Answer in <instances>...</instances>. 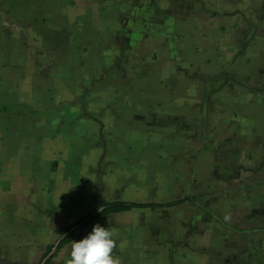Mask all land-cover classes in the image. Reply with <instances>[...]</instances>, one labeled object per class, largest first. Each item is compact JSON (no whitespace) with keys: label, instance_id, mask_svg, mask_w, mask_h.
<instances>
[{"label":"rangeland","instance_id":"rangeland-1","mask_svg":"<svg viewBox=\"0 0 264 264\" xmlns=\"http://www.w3.org/2000/svg\"><path fill=\"white\" fill-rule=\"evenodd\" d=\"M141 1L70 0L74 21L62 30H51L48 19L32 28L0 19L7 22L0 30V77L15 75L14 108H20L0 103V264H41L60 228L97 210L104 198L167 201L184 195L204 142L191 192L207 193L199 201L215 216L226 200L251 202L242 161H252L253 154L237 149L230 130H238V139L244 127L253 126L255 136L261 130L264 30L252 36L243 30L244 44L232 48L222 44L235 37L232 21H209L202 34L225 52L200 46L198 54L205 55L197 61L183 46L172 59L151 46L154 29L142 41ZM191 1L198 4L178 0L174 6L186 9ZM200 1L195 12L202 18ZM204 6L214 16L226 5ZM246 7L231 8L243 26L252 23ZM214 52L227 57L220 67ZM159 60L164 63L157 66ZM26 157L29 168L13 166ZM238 215L233 206L230 216ZM215 216L191 203L135 210L96 221L75 240L99 223L115 233L113 255L120 264H146L147 258L152 264H203L223 258L217 252L224 242L227 258L238 261L230 251H249L251 235ZM259 249L253 261L263 264L264 245ZM69 253L70 244L51 264H67Z\"/></svg>","mask_w":264,"mask_h":264},{"label":"crops","instance_id":"crops-1","mask_svg":"<svg viewBox=\"0 0 264 264\" xmlns=\"http://www.w3.org/2000/svg\"><path fill=\"white\" fill-rule=\"evenodd\" d=\"M69 1L70 0H0V19L8 21L9 23L14 21L12 22V24L20 23L22 25H26L29 28H32L33 26H35V23L37 26L39 25V23L44 25L43 20L48 19V21H51L50 22V25L52 26L50 28L51 30H56V29L62 30V29L68 28V26H70L72 22L74 21L72 20V16H74L73 12H76V8L72 7ZM169 1L172 4L170 8L164 7L163 0H154L153 2L152 0L141 1L140 2V13H141L140 15L142 16L141 17L142 19L140 21H142L143 30H144L143 31L144 35L141 36L142 41L144 40L143 42H147L146 32H148L151 29H154V33H152L148 37V39L151 40L150 42L153 43L151 44V46L156 47L160 54H164L165 52L171 53L172 55L170 57L172 59L176 55L175 52L178 51L177 48L179 47L185 46L186 51H188V54H190L197 61H201L205 55V54H202L203 56L202 57L198 54V51H199L198 48H200V46L206 47V48H212V49L213 48L217 49V47H220L216 42L211 41L210 39H208L202 34L205 31V26L206 25L210 26L209 21H212L213 23L218 22L220 19H222L220 21L226 20V22L228 23L232 21L234 25H233V28L231 29L235 30L234 31L235 37L230 43H228V41L222 43L232 48L235 46H242L244 44V42L242 41L243 40V35H242L243 30H250L251 36L253 35L254 31L257 28L258 30H264V19H262L261 17V16H264L262 12V6H263L262 0H202V5L204 8L199 9L203 14L202 18H200L199 12L198 13L195 12L196 11L195 6L201 2L200 0H194L198 2V4H195L193 1L188 2L189 6H187L186 9H182V8L180 9L177 6H174L175 4H177L176 2H178V0H169ZM112 2L114 4V0H112ZM223 2H224V5H223ZM204 4L205 5H209V4L215 5L216 9H219L221 6H225V5L226 6L224 7V10L220 9L217 15L215 14L214 16H211V15H207L208 12H205L206 10H205ZM246 5H248L252 10V13H250L252 17V20H251L252 23L249 26H243L244 19L242 18V15L240 13L237 14L235 12L236 8L237 9L240 8L242 9V11L247 12L248 10H246L247 9ZM231 8L232 9L234 8L235 10L233 11L231 10ZM233 12H235V14ZM108 16L111 18H109L110 21L108 20L107 24L108 25L110 24V26H112L113 23L111 22V20L113 18V15L112 13H109ZM224 16H226L228 19ZM230 18L231 20H229ZM5 21L4 23H0V30H2V32H4L3 29L5 28L4 26L5 23L7 24V22ZM96 22L98 23V20ZM229 29H230V26L228 24L227 30ZM179 36L181 38L180 39L181 41L176 39ZM1 45L2 44H0V46ZM221 50H224V49L220 47V51ZM214 54L217 55V57L219 58V60H217V64H219L218 67H220V63H225L227 61L226 56L220 57V54H218L217 52H214ZM160 63L162 64L164 63V61L159 60L157 62V66ZM209 69L210 68L208 67L206 71L210 72L211 70ZM5 73L6 74L4 75L7 76L8 80L11 83L6 81L7 78L4 77L3 75L2 77H0V103L7 104L9 108L12 109L13 111L15 109L13 96H16L17 92L16 90H14L16 89V87H13L12 81H16V78H15V75L11 72L6 71ZM8 74H10L11 76H9ZM156 75L155 77H157ZM165 94L167 95L168 93H165ZM170 94L171 93H169L168 95ZM17 108L18 107H16L15 109L16 111H17ZM256 122L258 125L260 124L259 126H261V130H259L258 128L257 130L258 134L256 133L257 134L256 136L253 133V130H254L252 128L253 126H250V130H247V127H244V132H242L244 133V137H241L240 139H238L239 132H237L238 131L237 129L234 128L233 131L230 130L231 132L230 137L232 138V136H234L235 146L237 147V149L240 148V150H242L241 153H243L244 155L245 153H249V152H252L253 154L252 161L251 160L250 161L243 160L244 162L242 161L243 163L242 165L245 166L244 167L245 169H243L244 180L248 178L251 179V180H248L247 182L248 185H246V188H245V190L251 191V193L246 194V196H251L252 198L250 203H246V201H241V203L232 204L231 201L226 200L222 202V204L219 206V216H220L219 217V216H215V214L210 209H208L202 202L199 201L204 196H207L208 195L207 193L206 194H195L191 192L196 182L194 175H195V162H196L197 156L198 154H201L207 150L206 143L204 142L202 148L193 157L192 176H191V180L189 183L188 191L184 195L171 199V200H167V201L127 200V201H136V202L166 203V202L180 199L183 196H185L187 193H190L192 195H199V198L196 202L186 201L182 204H179L173 207L157 208L155 210H151L150 208H134L130 211L115 213L111 215L129 213L135 210L149 209L151 211H156L158 209L175 208V207H178L186 203H191L192 205L199 206V208L202 209L204 212L212 216H215L218 222L224 225L233 227L234 230L238 231V233H249L253 241V242L251 241L253 243L252 247L248 248L249 251L245 250L244 248L245 246H243L242 248L236 246V248H234L235 249L234 252L230 251L231 255H237L238 258H239V255H241L240 259L238 258L235 259L238 261L233 260V262H231L229 258H227V256L230 254H228L229 251L227 248V242H224V245L222 246V248H219L217 252L218 256L222 255L223 258H220V257L213 258L211 259V262H204L203 264H260V263H256V261H253V260L257 259L256 257H258L257 254L261 250L259 249V247H263L264 245V241H261V239H264V234L263 232H261L264 229V115L258 116V119ZM11 123L14 124V122H11ZM234 126L236 127L237 125H234ZM225 139L228 140L229 137L227 136V138ZM229 150H232V149L226 148L225 151L227 152ZM29 159L31 158L26 157V158H23L22 160L20 159L21 161L17 159L14 161L13 166H16L17 168H29L30 166L29 164L31 163V162L29 163V161H31ZM253 167L256 169V171H253L252 169ZM193 178H194V183L192 184ZM107 200H110V199H107ZM114 200H125V199H114ZM233 206H234V210L236 214L237 213L240 214L237 217H235V219L234 217L232 218L230 216V212L232 211ZM100 220H105V219H100ZM96 221H99V220H96ZM259 232H261L262 234ZM77 234H76V237H77ZM246 252L250 254L249 261L246 260L247 258L244 255ZM242 254L244 255V257L242 256ZM147 261H150V262L148 263L146 262V264H152V260L150 258H147ZM216 261H219V262L215 263ZM262 263L264 264V262ZM153 264H157V263L153 262Z\"/></svg>","mask_w":264,"mask_h":264},{"label":"trees","instance_id":"trees-1","mask_svg":"<svg viewBox=\"0 0 264 264\" xmlns=\"http://www.w3.org/2000/svg\"><path fill=\"white\" fill-rule=\"evenodd\" d=\"M194 183V178L192 184ZM191 187V186H190ZM199 198V195H192L187 193L180 199L166 202V203H157V202H136V201H127V200H107L102 199L100 206L97 210L90 211L74 223L64 226L59 230V239L54 244H49L46 248L44 258H47L45 264H51L53 258H55L58 253L71 244L72 240L75 239L76 234L80 231L87 229L93 222L100 219H106L109 215L115 213H121L130 211L134 208H150L155 210L157 208L173 207L179 204H182L186 201L196 202ZM72 228H74L72 230ZM56 250L53 252L54 248ZM40 264V263H39Z\"/></svg>","mask_w":264,"mask_h":264},{"label":"clouds","instance_id":"clouds-1","mask_svg":"<svg viewBox=\"0 0 264 264\" xmlns=\"http://www.w3.org/2000/svg\"><path fill=\"white\" fill-rule=\"evenodd\" d=\"M115 233L99 223L79 240H72L67 264H120L113 255Z\"/></svg>","mask_w":264,"mask_h":264},{"label":"water","instance_id":"water-1","mask_svg":"<svg viewBox=\"0 0 264 264\" xmlns=\"http://www.w3.org/2000/svg\"><path fill=\"white\" fill-rule=\"evenodd\" d=\"M73 229H74V228H72V230H73ZM55 250H56V247L54 248L53 252H54ZM46 260H47V258H45L41 264H45Z\"/></svg>","mask_w":264,"mask_h":264}]
</instances>
